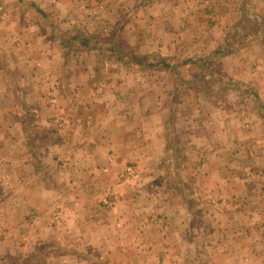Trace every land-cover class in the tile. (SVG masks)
<instances>
[{
  "label": "crops",
  "instance_id": "obj_1",
  "mask_svg": "<svg viewBox=\"0 0 264 264\" xmlns=\"http://www.w3.org/2000/svg\"><path fill=\"white\" fill-rule=\"evenodd\" d=\"M81 1L41 0L38 3L35 0H0L8 14L7 20L0 24V158L4 161L0 170V184L7 179L6 182L12 187L7 194L14 201L21 202V207L39 212L48 203L46 194L49 190L56 186L49 196L54 194V189L57 190L56 195L62 194L67 185L73 188L70 192L74 205L64 216L70 220L57 230L59 237L67 238L75 234L79 235V244H89L93 249L123 250L126 248L124 237L128 234L132 218L137 220L135 231L144 234L143 239L146 234L149 237L150 232L157 230V239L161 241L157 244V250H164L162 254L165 255L157 256V264H182L179 257L181 249L194 250L191 228L175 227L170 220L186 217V211L157 212V226L152 227L146 220L152 211L142 208L130 210L125 204L128 196L114 198L112 193L115 168L111 154L116 153L122 155L119 159L121 163L135 161L143 166L142 170H148L150 162L151 165L157 164V198L160 197V206H165V203L173 205L178 201L168 199L171 190L164 188L162 179L167 167L161 165V157L171 153V149L167 151L162 118L133 117L129 111L125 115L130 117L116 113L119 103L115 102L113 90L115 85L122 86L124 83L95 82L92 75L96 70L94 67L68 65L72 59L80 61L90 40L76 32L73 27L75 20L71 23L67 19V13H81ZM107 2L109 0H103V3ZM215 3L219 5L218 0ZM76 46L83 49L75 50ZM93 50L96 52V49ZM238 54L237 50L223 57L230 58L229 64L234 59V69L230 73L232 79L245 73L240 67L241 60H236ZM120 71L123 69L120 68ZM52 99L56 103L54 108ZM229 114L217 123L218 130L212 125L203 124L200 132L188 133L184 141L177 143L181 145V153L187 158L185 160H188L186 166L193 172L189 179L192 190L199 191V195L201 190L204 191L202 197L208 198L209 203H216L214 207L211 206L212 209H204L201 212L203 216L221 219L239 212L238 215L251 219L258 216L257 206L249 204L251 198L259 197L264 201V192L259 193L258 189L264 188V121L253 109L248 113L252 120L246 122L241 121L244 117H237L240 115L233 114V111ZM60 118L67 123L63 131H58L54 125ZM114 137L118 140H114ZM39 154L57 163L62 160L61 167L69 166L67 171H73V176L70 179L50 180L48 186L36 190L35 185L41 182L35 179L32 172L33 169L40 170L35 164ZM258 154L262 155L260 164L255 163ZM172 162L173 159L170 160ZM174 169L178 173L181 171L178 165ZM4 170L8 173H4ZM65 172L66 168L62 173ZM145 172L144 178L138 176L135 182L150 185L155 171H148L150 174ZM167 186H171L170 183ZM99 191L104 194L99 196ZM146 193V196H141L151 199ZM178 195L175 194L176 197ZM103 197L112 205L105 215L97 212L96 205ZM45 224L43 220L33 232L47 236L50 230ZM245 228L231 233L229 239L224 238L225 229L222 227L206 231L214 238L207 245L209 257L202 263L263 264L255 251L258 243L253 245L245 240L251 231L255 233V227L249 224ZM147 229L151 231L146 232ZM261 236L264 239L263 232ZM148 237L146 239L150 243ZM261 242L264 248V241ZM140 244L136 246H145V242ZM145 259L137 263L144 264ZM195 262L193 258L188 264Z\"/></svg>",
  "mask_w": 264,
  "mask_h": 264
},
{
  "label": "rangeland",
  "instance_id": "obj_2",
  "mask_svg": "<svg viewBox=\"0 0 264 264\" xmlns=\"http://www.w3.org/2000/svg\"><path fill=\"white\" fill-rule=\"evenodd\" d=\"M35 1L40 3L41 0ZM215 1L109 0L103 3V0H82L79 3L81 13H67V19L71 23L75 20L73 27L76 32L90 40L86 43L87 53L84 52L80 61L72 59L68 65L94 67L96 70L92 75L95 82H123L124 85H115L113 90L115 102L119 103L116 113L128 116L125 113L129 111L130 115L138 118L161 117L165 122L167 151L171 149V153L176 152L164 154L161 165L167 167L162 179L164 188L171 190L168 199L178 200L176 202L179 203L160 206V197L157 198V164L151 165L150 162L148 170H142L143 166L135 161L121 163L119 159L122 155L116 153L111 154L115 168L114 198L128 196L125 204L130 210L142 208L152 211L149 216H155L154 219L146 218L152 227L157 226V212L185 210L188 214L186 217L170 220L175 227L191 228L194 250L181 249L179 257L182 264H188L193 258L197 261L193 264H203L202 261L209 257L207 245L214 237L206 231L222 227L225 229L224 238L229 239L231 233L240 228L247 229L245 227L249 224L254 225L255 233L251 231L245 240L253 245L258 243L256 255L264 264L261 242L264 241L261 236L262 232L264 234V201L259 197L251 198L249 204L257 206L258 213L257 217L251 219L238 215L239 212L221 219L204 217L201 212L212 209L211 206L214 207L216 203H209L208 198H203L204 191L201 190L199 195V191L192 190L189 179L193 172L186 166L188 160H185L187 158L181 153V145L177 143L184 141L188 133L200 132L204 125H212L218 130L217 123L222 122L226 115H231V111L240 115L237 117H244L241 121L246 122L252 120L248 113L253 109L264 121V0H218V6ZM5 16L7 20L6 11ZM91 18L96 20L91 21ZM78 49L83 47L76 46L75 50ZM237 50L239 56L236 60H241L240 67L245 73L232 79L230 73L234 69V59L229 64L230 58L223 57ZM51 105L55 107L54 99ZM61 118L54 124L58 131H63L67 125ZM58 123H61L60 127ZM114 140L118 139L114 137ZM261 157L258 154L255 163L260 164ZM172 159L173 164L170 163ZM61 161L57 163L48 156L38 155L35 164L40 170L33 169L32 172L35 179L41 182L35 185L36 190L48 186L50 180L70 179L73 176V171H67L69 166L61 167ZM2 164L4 161L0 158V170L4 166ZM175 165L181 168L179 173L175 171ZM65 168L66 172L62 173ZM148 171H155L150 185L135 182L138 176L144 178V172L150 174ZM6 181L4 179L0 184V264H138V260L142 261L143 258H146L144 264H157V256H165L162 254L164 250H157L160 241L157 230L150 232L149 237V234L145 235L150 239L148 243L142 237L144 234L135 231L137 220L132 218L128 234L124 237L126 248L123 250L93 249L89 244H79V235L75 234L67 238L59 237L57 230L70 220L64 216L74 205L70 192L73 188L66 185V191L58 195L54 189V194L49 196L56 186L53 187L46 194L48 203L39 212L37 209H25L21 207V202L14 201L7 194L12 187ZM167 183L171 186H167ZM258 189L259 193L264 192L263 187ZM146 192L151 199L141 196H146ZM176 193H179V197L175 196ZM98 194L101 196L104 192L99 191ZM96 205L101 215H105L112 206L105 197L101 201L99 199ZM43 220L50 230L47 236L33 232ZM257 230H260L259 234ZM143 242L145 246H136ZM181 246L184 247V244Z\"/></svg>",
  "mask_w": 264,
  "mask_h": 264
},
{
  "label": "built area",
  "instance_id": "obj_3",
  "mask_svg": "<svg viewBox=\"0 0 264 264\" xmlns=\"http://www.w3.org/2000/svg\"><path fill=\"white\" fill-rule=\"evenodd\" d=\"M5 17H6L5 16V11H4L2 5L0 4V24L5 20ZM57 122H59V121L57 120ZM58 126L60 127L61 123H58ZM127 171L130 172L129 169Z\"/></svg>",
  "mask_w": 264,
  "mask_h": 264
}]
</instances>
